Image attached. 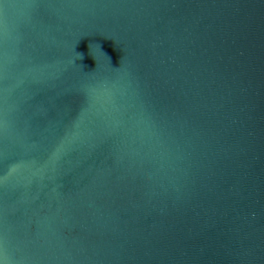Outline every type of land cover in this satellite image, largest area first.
I'll return each instance as SVG.
<instances>
[{"label": "water", "instance_id": "water-1", "mask_svg": "<svg viewBox=\"0 0 264 264\" xmlns=\"http://www.w3.org/2000/svg\"><path fill=\"white\" fill-rule=\"evenodd\" d=\"M2 264H264V0H0Z\"/></svg>", "mask_w": 264, "mask_h": 264}, {"label": "snow or ice", "instance_id": "snow-or-ice-1", "mask_svg": "<svg viewBox=\"0 0 264 264\" xmlns=\"http://www.w3.org/2000/svg\"><path fill=\"white\" fill-rule=\"evenodd\" d=\"M0 264H2V261H0Z\"/></svg>", "mask_w": 264, "mask_h": 264}]
</instances>
